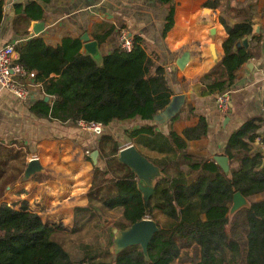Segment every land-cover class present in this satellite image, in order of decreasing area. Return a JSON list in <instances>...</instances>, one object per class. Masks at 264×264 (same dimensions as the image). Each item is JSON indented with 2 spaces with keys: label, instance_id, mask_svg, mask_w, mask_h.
I'll return each instance as SVG.
<instances>
[{
  "label": "trees",
  "instance_id": "obj_1",
  "mask_svg": "<svg viewBox=\"0 0 264 264\" xmlns=\"http://www.w3.org/2000/svg\"><path fill=\"white\" fill-rule=\"evenodd\" d=\"M160 1L171 9L168 30L175 0ZM25 12L35 18L43 14L40 6ZM3 18L4 4L0 0V29ZM220 20L229 36L220 63L203 75L204 96L232 88L238 70L252 57L248 48L236 47L252 31L251 23L230 26L223 17ZM144 42L136 35L131 51L116 48L104 56L102 63L82 53L81 41L72 37L59 47L33 37L15 48L18 61L28 73L37 72L36 80L44 82V93L55 98L52 102L42 98L32 105L38 117L76 124L81 120L101 122L106 126L136 117L155 123L127 132L132 141L137 139L151 149L166 151L161 162L154 161L165 176L157 181L149 202H145L136 173L118 160V141L104 131L99 140L100 157L106 159L108 168L94 166L89 205L76 208V213L88 215L83 221L100 220L106 210L119 209L122 219L115 226L122 229L145 217L154 218L152 199L157 195L168 222L160 225L149 244L150 262H146L140 245L112 252L113 227L109 229L107 248L92 250L83 245L82 254H74L57 237L61 228L44 222L27 205L17 209L3 202L0 264H264V152L254 147L262 138L261 125L248 121L230 137L224 149L230 158V174L213 158L189 152L190 141L207 135L208 122L202 117L182 133L158 130L154 115L166 107L174 92L166 69L156 67ZM14 169L16 172L18 168ZM236 191H241L251 205L230 216Z\"/></svg>",
  "mask_w": 264,
  "mask_h": 264
},
{
  "label": "crops",
  "instance_id": "obj_2",
  "mask_svg": "<svg viewBox=\"0 0 264 264\" xmlns=\"http://www.w3.org/2000/svg\"><path fill=\"white\" fill-rule=\"evenodd\" d=\"M1 1L4 18L0 46L40 37L59 47L67 37H72L79 39L83 48V38L88 36L98 41L100 53L105 56L119 48L121 29L133 37L142 36L148 56L156 67L166 69L173 95L186 94L179 114L167 123L157 124L158 130L182 133L202 117L208 122L207 135L190 141L189 152L213 159L224 154L232 134L251 120L261 125L260 133L264 135V0H175L173 23L168 30L171 9L160 0ZM35 6L41 7L42 17L26 14L27 9L33 10ZM221 17L230 26L244 22L252 25V31L243 38H247V45L242 46L251 51L252 57L237 72L227 113L220 110L219 93L204 96L201 92L203 75L220 63L223 44L229 36ZM38 22H43V29L36 33L34 26ZM186 52L189 57L180 66L178 60ZM36 76L26 99L18 98L0 84V204L5 202L17 209L27 205L52 227L76 231L87 222L83 217L88 215L76 213V208L89 205L94 166L104 167L100 159L101 136L73 122L38 117L31 107L46 94L44 82L37 81ZM147 123L155 124L139 117L114 121L104 133L121 143V130L120 149L133 143L147 156L139 145L158 150L127 136L128 131ZM260 139L254 147L264 152ZM95 150L99 151L97 164L92 160ZM161 153L165 155L166 151ZM33 157L40 160L46 171L24 180L28 161ZM14 168H18L16 172Z\"/></svg>",
  "mask_w": 264,
  "mask_h": 264
},
{
  "label": "water",
  "instance_id": "obj_3",
  "mask_svg": "<svg viewBox=\"0 0 264 264\" xmlns=\"http://www.w3.org/2000/svg\"><path fill=\"white\" fill-rule=\"evenodd\" d=\"M42 29L43 22H38L35 24L34 31L36 33L40 32ZM83 40L84 45L82 51L84 53L90 54L98 62L102 63L104 56L100 53L98 41L91 40L88 36H84ZM243 45H247V38L243 39L242 41H238L236 47L240 48ZM188 57L189 53L186 52L185 55L178 60V64L183 66L186 63ZM53 99V96H45V100L48 102H52ZM185 101L186 94H174L166 107L154 115V120L156 123L159 125L164 124L176 117L181 111ZM260 143L262 146H264V135L260 139ZM98 154V150H95L92 153V160L95 164L98 163ZM117 158L121 163L127 165L136 173L139 179V188L143 192L145 202L148 203L155 191L157 181L161 178H164L165 176L162 167L144 155L133 143L121 148L118 152ZM214 160L220 165L226 174L231 173L230 158L228 155H215ZM45 171L46 169L40 160L37 157H33L30 161H28L23 179H31L34 175L43 173ZM250 205V200L241 191H236L233 196V202L229 215L233 216L241 208L248 207ZM160 229L161 226L158 221L151 217H145L137 222H134L127 228L120 229L115 226L112 228L114 233V244L111 246V251L120 253L132 245H140L145 254L146 262L149 263V244L155 233Z\"/></svg>",
  "mask_w": 264,
  "mask_h": 264
},
{
  "label": "built area",
  "instance_id": "obj_4",
  "mask_svg": "<svg viewBox=\"0 0 264 264\" xmlns=\"http://www.w3.org/2000/svg\"><path fill=\"white\" fill-rule=\"evenodd\" d=\"M134 47V37L127 30H122L119 37V48L125 51H131ZM36 72L28 73L26 68L18 61L15 44H5L0 46V84L9 89L20 99H26L29 96L31 81H34ZM220 110L227 113L230 110L231 95L230 89L218 95ZM78 125L95 134H102L106 125L101 122L79 121Z\"/></svg>",
  "mask_w": 264,
  "mask_h": 264
},
{
  "label": "rangeland",
  "instance_id": "obj_5",
  "mask_svg": "<svg viewBox=\"0 0 264 264\" xmlns=\"http://www.w3.org/2000/svg\"><path fill=\"white\" fill-rule=\"evenodd\" d=\"M119 136L118 140L121 141L119 143V146L121 144L122 146V131L119 130ZM142 150H144V153L146 152L147 156H149L151 159L155 160L156 162H161L162 158L164 156L163 153L158 151H152L147 150L145 147L139 145ZM109 150V148H107ZM100 159H102L100 157ZM102 166L104 165L105 168H108L106 166V159H102ZM114 162V161H113ZM154 194V193H153ZM153 196V195H152ZM157 195L154 196V199H152V203L155 206L154 210V219H156L161 226H164L168 219L164 216L161 207L159 206V201L156 200ZM122 219V211L119 209H112V210H106L105 215L98 220V218L94 219H85L87 221L85 224H80L78 228H76V231L71 230H65V229H59L57 233V237L64 242L65 246L74 252V254H82L83 248L81 246L87 245L92 250L98 249V248H104L108 246L109 243V232L110 228L115 226V223L120 221ZM113 246V245H112ZM105 248V249H106ZM113 252V251H112ZM111 258V257H108ZM180 264H187V263H180Z\"/></svg>",
  "mask_w": 264,
  "mask_h": 264
}]
</instances>
